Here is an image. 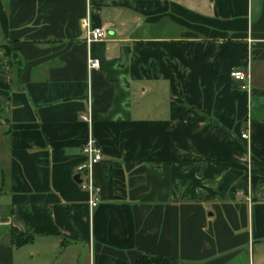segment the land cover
I'll return each instance as SVG.
<instances>
[{
  "label": "crops",
  "instance_id": "crops-1",
  "mask_svg": "<svg viewBox=\"0 0 264 264\" xmlns=\"http://www.w3.org/2000/svg\"><path fill=\"white\" fill-rule=\"evenodd\" d=\"M86 15L85 0H0V264L22 249L41 264H264L249 169L264 162V0H93L108 36L92 72ZM89 111L92 210L75 181Z\"/></svg>",
  "mask_w": 264,
  "mask_h": 264
},
{
  "label": "built area",
  "instance_id": "built-area-1",
  "mask_svg": "<svg viewBox=\"0 0 264 264\" xmlns=\"http://www.w3.org/2000/svg\"><path fill=\"white\" fill-rule=\"evenodd\" d=\"M93 0H85L87 4V15L81 20V26L85 35V44L88 52V70L92 72L99 68L97 59L91 56V46L93 43L106 39L108 32L103 28L93 27L90 20V7ZM231 77L242 84V88L250 91L251 89V73L240 69L231 71ZM81 119L88 124L89 131L88 137L83 144L82 151L84 160L76 168L77 175L79 176V187L87 192L89 195L90 209L96 208L101 201V189L95 181V167L103 160V152L93 135V119L91 112L83 114ZM243 140L249 139V133L242 134Z\"/></svg>",
  "mask_w": 264,
  "mask_h": 264
},
{
  "label": "trees",
  "instance_id": "trees-1",
  "mask_svg": "<svg viewBox=\"0 0 264 264\" xmlns=\"http://www.w3.org/2000/svg\"><path fill=\"white\" fill-rule=\"evenodd\" d=\"M250 172L253 174L264 176V162L249 163ZM58 220V217H57ZM9 241L17 248H21L27 244L33 243L34 237L31 234H26L18 231L15 228L9 230ZM172 260L160 256L141 255L137 260V264H171Z\"/></svg>",
  "mask_w": 264,
  "mask_h": 264
},
{
  "label": "rangeland",
  "instance_id": "rangeland-1",
  "mask_svg": "<svg viewBox=\"0 0 264 264\" xmlns=\"http://www.w3.org/2000/svg\"><path fill=\"white\" fill-rule=\"evenodd\" d=\"M32 256L33 254L28 255L27 249H22V251H19V255H18L19 260L17 264H41V260L39 257H37L35 260H32ZM52 264H55V261H52Z\"/></svg>",
  "mask_w": 264,
  "mask_h": 264
},
{
  "label": "water",
  "instance_id": "water-1",
  "mask_svg": "<svg viewBox=\"0 0 264 264\" xmlns=\"http://www.w3.org/2000/svg\"><path fill=\"white\" fill-rule=\"evenodd\" d=\"M124 51H125V54H126V55L129 54V48H125ZM75 181H77V182L79 183L80 180H79V176H78V175L75 177Z\"/></svg>",
  "mask_w": 264,
  "mask_h": 264
}]
</instances>
